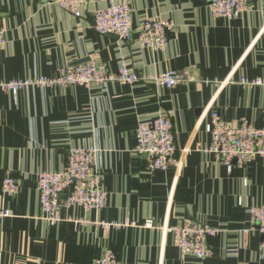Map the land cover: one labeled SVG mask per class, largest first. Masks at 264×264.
<instances>
[{
  "label": "crops",
  "instance_id": "0c3cea01",
  "mask_svg": "<svg viewBox=\"0 0 264 264\" xmlns=\"http://www.w3.org/2000/svg\"><path fill=\"white\" fill-rule=\"evenodd\" d=\"M209 0H130L132 25L157 15L175 24L164 51L118 42L93 28L92 11L107 0H89L82 15L46 0H0V82L44 75L96 59L116 72L120 53L146 74L176 70L177 85L109 83L0 87V182L19 183L0 194V264H96L104 251L121 264H264V236L250 228L248 208L264 203V156L227 169L212 153L204 124L212 110L230 126L243 120L264 128V88L237 81L264 78V0H248L237 19L211 16ZM205 81H212L206 83ZM215 81H218L215 82ZM229 81V82H226ZM169 113L177 166L147 171L135 151L138 122ZM96 146L106 204L96 210L61 209L62 220L42 215L37 176L59 171L70 147ZM197 219L217 227L212 254L182 259L170 226ZM146 219L152 226H144ZM121 222L122 226L103 223ZM249 228L248 232H243ZM237 247L235 254L226 249Z\"/></svg>",
  "mask_w": 264,
  "mask_h": 264
},
{
  "label": "built area",
  "instance_id": "2783aa9c",
  "mask_svg": "<svg viewBox=\"0 0 264 264\" xmlns=\"http://www.w3.org/2000/svg\"><path fill=\"white\" fill-rule=\"evenodd\" d=\"M62 9L70 11L75 17L82 15V7L89 0H46ZM248 0H209L211 16L237 19L247 8ZM93 28L100 35L111 34L118 42L127 43L135 37L139 47H149L164 51L174 29V22L157 15L144 17L137 29L132 25V6L130 0H107L103 6L92 11ZM6 41L5 29L0 26V46ZM116 72L108 70L99 60L63 67L58 75L47 77L39 75L24 79H12L0 82V87L11 93L27 87L72 86L105 88L109 83L133 84L141 82L153 83L156 86L173 87L180 77L174 69H167L158 74L139 73L131 69L124 53H120ZM206 83L212 81H205ZM218 83V81H215ZM229 82V81H226ZM238 83L247 86L264 88V78L248 79L241 76ZM213 83V82H212ZM205 131L211 135V145L202 150L212 153L216 160L226 165L227 169L234 166L242 167L254 156H264V128H257L243 120L237 126L228 125L219 112L212 110L210 119L204 124ZM138 154L145 155V169L149 172L165 170L177 166L174 142L173 121L169 113H160L152 119L138 122L135 131ZM99 151L96 146L70 147L66 153L63 167L59 171H43L37 176L36 188L39 194L40 209L49 223L62 220L61 209L79 206L83 209L99 210L107 200V191L103 184V173L97 169L96 159ZM19 189L18 181L11 176L4 177L0 182V194L13 195ZM250 228L264 236V203L252 205L248 209ZM6 208L0 210V219L9 216ZM152 220L146 219L144 226L151 227ZM103 225L122 226L121 222L103 223ZM172 242L182 259L193 257L204 259L212 254L209 239L219 231L217 227L208 225L197 219H184L170 226ZM245 228L243 232H248ZM237 247L226 249V255L235 254ZM264 256V240L261 243ZM96 264H121L118 256L111 250L95 259Z\"/></svg>",
  "mask_w": 264,
  "mask_h": 264
}]
</instances>
